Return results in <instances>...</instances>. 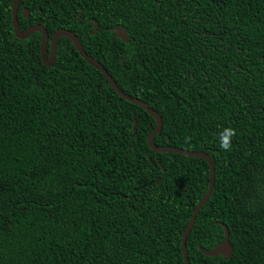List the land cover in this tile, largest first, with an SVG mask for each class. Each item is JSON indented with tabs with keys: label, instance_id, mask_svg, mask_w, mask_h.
Returning <instances> with one entry per match:
<instances>
[{
	"label": "trees",
	"instance_id": "trees-1",
	"mask_svg": "<svg viewBox=\"0 0 264 264\" xmlns=\"http://www.w3.org/2000/svg\"><path fill=\"white\" fill-rule=\"evenodd\" d=\"M12 7L0 0V264H185L208 160L155 151L156 117L67 35L46 65L42 32L18 37ZM18 20L45 27L48 57L57 29L74 32L160 113L157 145L213 158L190 264H264V0H20ZM216 221L229 227L226 259L200 249L223 240Z\"/></svg>",
	"mask_w": 264,
	"mask_h": 264
},
{
	"label": "water",
	"instance_id": "water-1",
	"mask_svg": "<svg viewBox=\"0 0 264 264\" xmlns=\"http://www.w3.org/2000/svg\"><path fill=\"white\" fill-rule=\"evenodd\" d=\"M19 2L20 0H13V26H14V30L16 32V35L20 38H25L27 37L33 30L35 29H39L42 34V43H41V52H42V59L43 62L46 65H52L55 61L56 58V41L59 35H67L69 37H71V39L73 40L76 48L79 50V52L85 57V59L90 62L91 64H93L95 67H97L98 69H100L107 77V79L109 80L110 84L112 85V87L124 98L138 103L140 105H142L145 109H147L150 113H152L156 119H157V124L155 126V128L149 133L148 135V142L150 144V146L155 150V151H159V152H179V153H183L186 155H190V156H203L205 157L210 165V183L208 186L207 191L204 193V195L201 197V199L198 201L197 205L195 206L193 213L191 215L190 221L187 225V227L185 228L183 235H182V250H183V254H184V260H185V264H190V260H189V254H188V250H187V237L189 232L191 231L196 217L198 215V212L200 211L201 207L205 204V202L208 200V198L210 197L214 184H215V164L213 161V158L206 152L204 151H193V150H188V149H184L181 147H177L174 145H157L154 141H153V136L158 133L163 126V119L162 116L160 115V113L158 111H156L155 109H153L147 102H145L144 100L140 99L139 97H135L132 96L128 93H126L125 91H123L118 84L116 83V81L114 80V78L112 77V75L109 73V71L106 69V67L96 58H94L93 56H91L89 53H87V51L83 48L79 37L72 32L69 29L66 28H59L57 29L51 38V51H50V55L49 57L47 56L46 53V48H47V42H48V33L47 30L45 29V27L43 25L40 24H36V25H32L29 26L27 29H25L24 31L20 30L19 28V20H18V11H19ZM25 15L28 16L29 15V10L27 8H25ZM98 27V24H95L94 27V32L96 31ZM116 34L122 37H126V29L123 26H117V31ZM216 223L221 224L224 227V231H225V235L224 238L221 242H219L215 247L211 248V249H207L203 246L200 245V249L208 255H219L222 254L223 258H229L233 255V251H234V247L233 244L230 242V231H229V227L227 226V224H225L224 222L221 221H216Z\"/></svg>",
	"mask_w": 264,
	"mask_h": 264
},
{
	"label": "clouds",
	"instance_id": "clouds-1",
	"mask_svg": "<svg viewBox=\"0 0 264 264\" xmlns=\"http://www.w3.org/2000/svg\"><path fill=\"white\" fill-rule=\"evenodd\" d=\"M237 135L236 129L232 127L224 128L219 134V147L224 151H231L233 148V138Z\"/></svg>",
	"mask_w": 264,
	"mask_h": 264
}]
</instances>
